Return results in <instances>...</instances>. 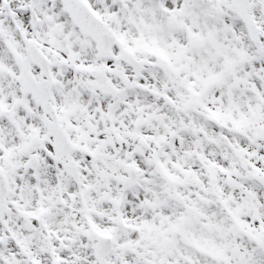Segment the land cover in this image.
Returning <instances> with one entry per match:
<instances>
[{"label":"snow or ice","instance_id":"1","mask_svg":"<svg viewBox=\"0 0 264 264\" xmlns=\"http://www.w3.org/2000/svg\"><path fill=\"white\" fill-rule=\"evenodd\" d=\"M0 264H264V0H0Z\"/></svg>","mask_w":264,"mask_h":264}]
</instances>
